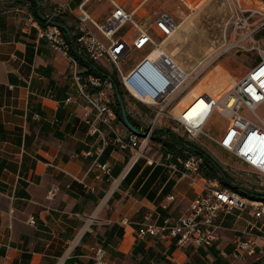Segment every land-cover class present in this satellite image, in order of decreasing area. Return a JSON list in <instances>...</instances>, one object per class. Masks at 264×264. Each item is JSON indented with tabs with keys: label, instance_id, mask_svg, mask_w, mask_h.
Instances as JSON below:
<instances>
[{
	"label": "crops",
	"instance_id": "1",
	"mask_svg": "<svg viewBox=\"0 0 264 264\" xmlns=\"http://www.w3.org/2000/svg\"><path fill=\"white\" fill-rule=\"evenodd\" d=\"M90 1L40 4L46 17L74 33L76 19L58 16L55 6ZM41 28L26 5L0 0V264H93L91 249L99 246L108 264L232 261L233 241L251 219L248 212L220 215V239L209 248L138 235L148 214L159 225L175 223L198 191L146 159L127 171L129 152L113 145L99 158L111 165L109 173L92 167L95 156L86 153L101 143L84 117L97 113L78 94L71 60L40 37ZM84 66L79 62V70ZM115 123L127 132L118 117ZM170 195L174 201L167 200Z\"/></svg>",
	"mask_w": 264,
	"mask_h": 264
},
{
	"label": "built area",
	"instance_id": "2",
	"mask_svg": "<svg viewBox=\"0 0 264 264\" xmlns=\"http://www.w3.org/2000/svg\"><path fill=\"white\" fill-rule=\"evenodd\" d=\"M40 1L48 3L49 0ZM108 1L113 10L103 23H98L89 13L86 3L78 7L69 3L59 4L55 6V12L58 16L67 14L75 18V32L67 30L68 33H64L59 22L47 17L46 27H42L39 33L41 38L59 45L69 57L75 67L78 94L97 113L93 119L88 113L84 117L90 132L98 134L101 143L94 151L86 153L87 156H95L92 167L102 174L109 173L111 165L101 164L99 158L107 146L113 145L122 152H129L127 171L146 159L148 165L164 167L171 175L187 179L190 186L197 189L187 212L175 223L166 220L159 225L152 214H148L138 229L140 237H173L178 240L179 246L193 243L198 247L209 248L220 239V226L217 223L220 215L237 213V217L241 218L248 212L251 219L235 237L232 261L228 264H264V195L255 198L243 194L245 190L239 188L233 179L231 183L236 185L238 191L223 187L220 178H207L203 174L204 159L190 150L183 149L181 155H175L159 141L155 142L158 155H149L154 150L151 148L153 139H158L154 138L155 132L169 129L199 148L206 147V150H202L210 153L221 167V164L226 167L231 165L213 157L207 144L229 154L250 169L256 179L264 181V116L259 113L260 108L264 107V47L256 38L258 32L264 29V6L246 4V0H226L231 14L227 26L234 29L226 51L233 48L255 51L258 60L247 75L231 87L222 89L218 94L201 95L206 106L190 117L186 111H179L177 106L205 73L209 63L199 70L188 71L174 59L168 42L180 27L169 12L157 13L151 24L147 25L138 18L136 10H128L117 0ZM128 25L130 29L121 35L123 28ZM134 50L145 52L125 70L124 65L127 63L123 60ZM104 60L116 69L115 74L108 71L115 75L124 94L134 101L133 111L126 110V98L122 101L121 106L127 114L137 112V104L151 110L154 118L148 128L139 125L135 127L137 133L123 124L128 129L124 133L123 129L117 127L114 84L111 78L92 72L88 66L92 63L107 69ZM79 62L84 63V69L79 70ZM215 115L227 123L222 129L218 128L221 132L218 135L207 129ZM165 121L172 124L164 125ZM101 126L107 127L113 137H108ZM175 198V195H170L167 200L174 201ZM91 253L93 264H108L104 247L92 248Z\"/></svg>",
	"mask_w": 264,
	"mask_h": 264
},
{
	"label": "rangeland",
	"instance_id": "3",
	"mask_svg": "<svg viewBox=\"0 0 264 264\" xmlns=\"http://www.w3.org/2000/svg\"><path fill=\"white\" fill-rule=\"evenodd\" d=\"M129 10H136V15L145 24L149 25L157 13L166 11L173 15L181 28L169 40L168 48L174 59L188 71L201 69L209 63L205 73L199 77L194 86L181 99L177 109L184 111L190 107L194 110L204 106V102L197 100L199 95L206 93L218 94L222 89H227L238 80L247 75L254 63L258 60L255 51H244L237 48L226 51L227 43L232 40V29L227 26L229 21V9L226 0H117ZM246 4L253 6H264V0H246ZM89 13L98 21L103 23L111 14L113 7L108 0H91L87 4ZM130 29L125 26L121 31L124 35ZM264 47V29L256 35ZM145 50H134L130 52L123 62L124 69L128 70L134 61H137ZM103 63L111 73H116L113 65L106 60ZM103 64V65H104ZM210 76V77H209ZM206 80H208L206 82ZM126 94V93H125ZM126 110L133 111L134 101L125 95ZM137 112H132L131 117L144 128L151 125L154 115L146 106L136 105ZM259 113L264 116V107ZM172 124L168 121L164 125ZM222 117L215 115L207 125V129L214 135L226 126ZM163 128V127H162ZM161 130V129H160ZM183 135V133H180ZM185 137V136H184ZM159 139H153L151 148L156 150V143ZM213 157L229 163L231 167L223 164V169L232 177L234 183L249 193L264 194V181L256 179L253 172L247 167L235 161L229 154L218 147L207 144ZM206 150V147H200ZM154 150L150 151L154 152ZM210 154V153H209ZM263 183V185H261Z\"/></svg>",
	"mask_w": 264,
	"mask_h": 264
},
{
	"label": "trees",
	"instance_id": "4",
	"mask_svg": "<svg viewBox=\"0 0 264 264\" xmlns=\"http://www.w3.org/2000/svg\"><path fill=\"white\" fill-rule=\"evenodd\" d=\"M39 1L40 0H15L16 3H21L23 5H26L28 11L33 16V18L39 23L41 27L44 28L46 27L47 17L44 14V7L41 6ZM62 30L64 31V33H68L67 28L62 27ZM88 66L92 72L94 71L96 74H99L104 78H108V77L111 78L116 93L115 99H117L115 111L116 114H118V118L122 121L124 125H126L122 119L123 114H122L121 102L118 100L119 96L121 97L122 101H124L125 99V94L120 87L119 81L116 79L114 74H111L108 71V69L102 66H98L92 63ZM128 118L134 127H138V124L136 123V121H134L133 117H131V114L128 115ZM163 136H165L166 138L165 140H163ZM154 138H158L159 141L163 142V146L169 148L175 155H181L183 149H187L190 150L191 153H194L202 157L205 161L203 174L207 178H211V179L220 178V182L223 187L238 191L236 185H233L231 183L232 177H230L229 174L225 172V170L218 164V162H216L209 154H207L206 151H203L199 147L188 142L182 136L177 135V133L175 134L171 132L169 129L157 130L155 132ZM178 147H180V149H178ZM242 192L245 195L249 194L250 196H254L255 198H262L264 195L257 193H249L247 191H242Z\"/></svg>",
	"mask_w": 264,
	"mask_h": 264
},
{
	"label": "water",
	"instance_id": "5",
	"mask_svg": "<svg viewBox=\"0 0 264 264\" xmlns=\"http://www.w3.org/2000/svg\"><path fill=\"white\" fill-rule=\"evenodd\" d=\"M118 100L122 103V99H121L120 96L118 97ZM122 114H123V115H122V119H123L124 123L126 124V126H128L130 129H132V131L138 133V129L135 128V127L132 125V123L130 122V120H129V118H128V115H129V114H127V112H126L125 108L123 107V105H122Z\"/></svg>",
	"mask_w": 264,
	"mask_h": 264
},
{
	"label": "bare ground",
	"instance_id": "6",
	"mask_svg": "<svg viewBox=\"0 0 264 264\" xmlns=\"http://www.w3.org/2000/svg\"><path fill=\"white\" fill-rule=\"evenodd\" d=\"M179 27L181 28V26L179 25ZM210 77V76H209ZM208 80H206V82H207ZM197 100H200V101H202V102H204V100H202V98H201V95H199V97L197 98ZM205 103L206 102H204V106H202V107H200V108H197V109H195L194 110V107L197 105V104H195L193 107H190V108H188V109H186V110H184V111H186L187 112V116H194V115H196L200 110H202V109H204L205 108Z\"/></svg>",
	"mask_w": 264,
	"mask_h": 264
}]
</instances>
